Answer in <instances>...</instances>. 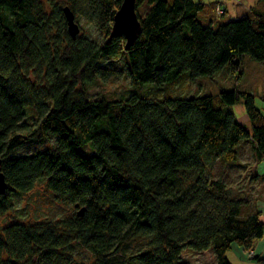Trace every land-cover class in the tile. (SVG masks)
I'll return each mask as SVG.
<instances>
[{"label":"trees","instance_id":"16d2710c","mask_svg":"<svg viewBox=\"0 0 264 264\" xmlns=\"http://www.w3.org/2000/svg\"><path fill=\"white\" fill-rule=\"evenodd\" d=\"M123 1L0 0V170L8 184L0 218L42 182L73 209L0 226V264H186L207 254L213 259L204 264H231L234 245L251 252L264 238L257 172L264 112L256 94L90 100L88 91L111 76L106 65L115 58L134 90L151 83L161 93L226 66L241 80L245 56L264 63V9L216 23L217 3L137 0L141 34L127 49L112 34ZM66 7L102 40L70 36ZM239 104L251 130L235 115ZM245 147L246 164L239 162Z\"/></svg>","mask_w":264,"mask_h":264},{"label":"rangeland","instance_id":"374dc122","mask_svg":"<svg viewBox=\"0 0 264 264\" xmlns=\"http://www.w3.org/2000/svg\"><path fill=\"white\" fill-rule=\"evenodd\" d=\"M212 1V0H206ZM226 0H215L212 1L216 4V10H214V15L217 18L216 23H224L228 21H235V19L243 18V15H235V17L230 16L228 13L223 15L222 9H226L224 4H219V2ZM228 1V0H227ZM211 2V3H212ZM248 3L246 1L245 5ZM261 5L260 8L264 9V0L259 2ZM249 14V13H248ZM223 15L224 18H220ZM77 23L80 25V34L89 36L96 40H102V35L96 30L93 25L87 24L84 19L77 20ZM207 24V22H205ZM243 68L242 72L244 75L241 80L237 81V78L234 73L231 71L230 66H226L225 69L216 73L214 78L204 77L198 78L196 80H190L188 78L182 79L179 83H175L170 87H164L161 90V93L157 90L158 88L154 84H145L144 86L138 88V90L132 89L131 78L127 75L124 67H122V62L120 58H115L110 65L112 73L111 76L107 77L104 80H98L88 87L89 99H116L124 98L130 95L132 92H137V94H144L152 92L154 95L159 98L170 93L175 96H195V95H218L222 90H242L244 92H253L264 101V63L253 61L249 55L245 56L243 59ZM153 87V88H152ZM258 99V98H257ZM260 109L264 108L260 101H257ZM263 110V109H262ZM236 117H239V109L234 108ZM264 112V110H263ZM246 127L251 130L250 124H247ZM53 145L52 143L46 144H29L25 147H22L17 152V155H30L31 153L41 151L44 149H49ZM89 152V149H86ZM86 150L81 148L79 151L81 154H86ZM242 151L240 163H249L250 161V150L249 147ZM258 187V186H257ZM262 187L260 185L258 188ZM15 207L5 217L0 218V226L11 224L12 221H19L25 223H33L37 221H44L45 219H55L60 217H66L72 213L73 209L70 206L57 203L51 192L46 189V185L38 183L36 187L31 191L30 194L21 198L14 199ZM80 211L77 210L76 213ZM80 254V257L89 261L91 257L83 251L79 250L77 252V257ZM254 252H248V258H252ZM213 259V255H201L200 257H190L185 260L186 264H204L210 263ZM257 264V263H255ZM261 264V263H260Z\"/></svg>","mask_w":264,"mask_h":264},{"label":"water","instance_id":"95a60500","mask_svg":"<svg viewBox=\"0 0 264 264\" xmlns=\"http://www.w3.org/2000/svg\"><path fill=\"white\" fill-rule=\"evenodd\" d=\"M67 25H69V34L74 39L80 36V25L77 23L76 15L70 7L64 9ZM112 34L126 39L127 49L134 45L139 35L141 34L142 24L139 20L137 11V0H124L121 8L118 10L113 21ZM2 161L0 159V165ZM8 189V184L5 180V175L0 170V197L5 195ZM85 209H81L78 213L83 216Z\"/></svg>","mask_w":264,"mask_h":264},{"label":"crops","instance_id":"0c3cea01","mask_svg":"<svg viewBox=\"0 0 264 264\" xmlns=\"http://www.w3.org/2000/svg\"><path fill=\"white\" fill-rule=\"evenodd\" d=\"M215 1V0H212ZM212 1H207L211 3ZM247 0H226L223 2H219V4H224L226 7L227 13L230 16L235 17V15H243L246 16L252 10L260 8L259 0H248V3L245 5ZM256 100V105L260 109L257 101H260V104L264 106V101L259 97ZM236 108L239 109V117L238 120L244 125L249 124V118L246 115L245 106L239 104ZM264 108H261L260 111L263 112ZM236 115V114H235ZM261 177H264V162H262L259 167L258 171ZM259 211L262 213V222L264 223V199H262L259 203ZM254 255L252 258H248V251H244L243 248L234 245L232 250L228 253V259L231 264H255L257 262L264 264V238L261 241L256 242V245L253 248ZM258 258V259H257Z\"/></svg>","mask_w":264,"mask_h":264},{"label":"built area","instance_id":"2783aa9c","mask_svg":"<svg viewBox=\"0 0 264 264\" xmlns=\"http://www.w3.org/2000/svg\"><path fill=\"white\" fill-rule=\"evenodd\" d=\"M257 264H260L259 262H257Z\"/></svg>","mask_w":264,"mask_h":264}]
</instances>
